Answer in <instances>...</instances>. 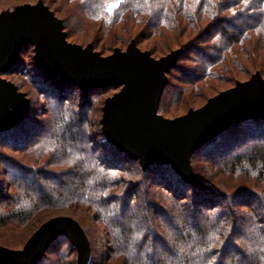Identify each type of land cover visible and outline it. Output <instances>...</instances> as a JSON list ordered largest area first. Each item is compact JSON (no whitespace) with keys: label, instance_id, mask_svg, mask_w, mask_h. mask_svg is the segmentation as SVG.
Returning <instances> with one entry per match:
<instances>
[{"label":"trees","instance_id":"trees-1","mask_svg":"<svg viewBox=\"0 0 264 264\" xmlns=\"http://www.w3.org/2000/svg\"><path fill=\"white\" fill-rule=\"evenodd\" d=\"M27 1L36 0H0V11ZM42 1L62 20L68 41L75 21L95 50L132 39L154 57L181 49L159 101L165 117L228 87L219 83L264 74V0H61L66 16ZM110 4L117 5L112 12ZM27 49L34 53L32 44L22 46L1 74L29 100L25 117L0 131L1 245L19 249L40 223L63 214L87 236V264H264V118H241L191 154L205 185L197 188L168 163L142 168L107 140L99 120L91 123L103 95L118 86L83 90L43 72L33 55L30 74L19 66ZM190 53L201 58L187 73L180 61ZM173 70L182 72L178 84ZM15 73L43 101L56 100L47 106L49 122L36 120L28 92L10 78ZM71 96L75 107L67 106ZM256 202L262 213H253ZM34 264H77L76 248L58 235Z\"/></svg>","mask_w":264,"mask_h":264},{"label":"water","instance_id":"water-1","mask_svg":"<svg viewBox=\"0 0 264 264\" xmlns=\"http://www.w3.org/2000/svg\"><path fill=\"white\" fill-rule=\"evenodd\" d=\"M28 43L33 45L36 65L48 75L83 90L118 86L102 106L101 130L107 140L142 168L168 163L197 187L205 185L193 172L191 154L241 118H264V78L258 71L197 108L175 117L163 116L158 106L166 74L181 49L154 57L132 39L125 49L116 47L104 55L91 43L69 42L62 20L37 0L0 11V131L20 122L29 109L25 93L1 76L16 64L22 46ZM58 235H66L76 248L77 264H87V236L76 219L63 214L40 223L19 249L0 244V264H34Z\"/></svg>","mask_w":264,"mask_h":264},{"label":"rangeland","instance_id":"rangeland-1","mask_svg":"<svg viewBox=\"0 0 264 264\" xmlns=\"http://www.w3.org/2000/svg\"><path fill=\"white\" fill-rule=\"evenodd\" d=\"M37 1V0H36ZM35 1V2H36ZM47 3H49L52 7H56V8H58L59 9V13H60V15L62 16V15H65L66 16V13H64L65 11H64V9L62 10L61 8L62 7H65L64 5H63V2H61V0H45ZM21 3H34V2H32V1H27V2H20V3H17V4H21ZM16 4V5H17ZM7 9H9V8H7ZM69 22H71L70 23V27L71 28H69L68 30H69V34L71 35V38L69 39V42H72V43H74L73 41H77V40H79V39H81V38H83V37H85V38H87L86 39V41H88V42H85V43H83L84 45L83 46H85L87 43H91L89 40H90V36L89 35H84V31L82 30V28L80 27V26H77V22H75V21H69ZM79 23V22H78ZM69 25V24H68ZM72 29V30H71ZM87 34H89V32L87 33ZM89 39V40H88ZM77 43V42H76ZM110 43V42H109ZM105 44V45H103V47H98L99 49L101 48V50H99V49H96L97 51H101L104 55H106V54H109V53H111V52H109L110 51V49H114V48H120V49H125L126 48V46L128 45V43L129 42H125V43H123V44ZM77 44H81L82 45V43H77ZM145 45L144 44H140L138 47L140 48V49H143V47H144ZM34 53L32 52V50L31 49H27V50H25L24 51V53H23V55L21 56V60H22V62H21V65L19 64V66H21V68H23L25 65L27 66V70L29 71L30 69H31V67H32V58H30L32 55H33ZM188 56V57H187ZM187 57V58H186ZM199 58H201L199 55L197 56V55H195V54H193V53H190V54H188V55H185L184 57H183V59H182V61H180V66H182L183 68V70L185 71V72H189V70L187 69V66L189 67V66H191V65H189V64H194L195 65V61H196V59L198 60ZM195 60V61H194ZM24 65V66H23ZM17 67L15 70H17V69H19L20 67ZM191 68V67H190ZM28 73H30L31 74V72L29 71ZM260 73V72H259ZM182 76V72H179V71H177V70H173L172 71V73H171V76H170V79H171V82L173 83V84H178L180 81H179V77H181ZM263 78H264V74H262L261 75ZM187 77V76H186ZM10 78L12 79V80H14V81H16L20 86H21V88L23 89V91H27L28 92V95H29V97L31 98V106H32V109L33 110H37V118H36V120H39L40 122L41 121H44L45 123L46 122H49V119H47V106H49V105H51L50 103L52 102V100L54 99L53 97V99L51 98L50 100H48V101H43V99H42V94H40L38 91H37V88L34 86V83H32V82H30L29 80H26V79H24V77L23 76H21V75H19L18 73L16 74H12V75H10ZM246 79V78H245ZM245 79H243V78H241V79H239L240 81L241 80H245ZM226 86H228V87H226ZM231 85H229V83H219V87L220 88H222V87H226V88H229ZM225 88V89H226ZM224 90V89H223ZM219 91H217L216 93H218ZM111 93V92H110ZM211 93V92H210ZM215 93V94H216ZM112 94V93H111ZM111 94H106V95H103V97L102 98H106V97H108V96H110ZM213 96V95H212ZM97 98H99V96L97 97ZM96 97H94V100H95V102H96V99H97ZM104 98V99H105ZM199 100V99H198ZM46 102V103H45ZM101 102H104V100L103 101H101ZM100 102V103H101ZM201 101H199V103H200ZM206 102V101H205ZM205 102H203L202 104H204ZM52 103H56V100L55 101H53ZM68 104H67V106H73V107H75L76 106V104L78 103V101L75 99V98H73V96H71L70 97V99H69V101L67 102ZM201 104V105H202ZM55 105V104H54ZM197 104H194V106H190L189 108H197V107H199V106H196ZM200 105V106H201ZM96 106H101V104H99V103H97V105ZM102 106H103V104H102ZM188 108V109H189ZM187 110H182L181 112H180V114L179 115H181V114H183V113H185ZM101 112H102V110L100 111V109L98 108L97 109V111H95V110H93L92 111V113L90 114V118H91V123H94V120H99L100 121V118H101ZM178 116V115H177ZM175 117V116H174ZM93 126H94V124H93ZM244 148V147H243ZM10 152V151H9ZM2 179V178H1ZM147 189H148V191L149 192H152V191H154V190H156L157 189V186H150V187H148L147 186ZM254 206H255V210H254V214H258V213H262L263 212V204H259L258 202H256V203H254ZM224 208V207H223ZM141 211H145V213H146V210H144V208L141 210ZM18 231V230H17ZM99 232H93V236H96L97 234H98ZM102 240V239H101ZM103 241V240H102Z\"/></svg>","mask_w":264,"mask_h":264},{"label":"snow or ice","instance_id":"snow-or-ice-1","mask_svg":"<svg viewBox=\"0 0 264 264\" xmlns=\"http://www.w3.org/2000/svg\"><path fill=\"white\" fill-rule=\"evenodd\" d=\"M116 7H117L116 4H110V5L107 7V11H108V12H112L113 9H115Z\"/></svg>","mask_w":264,"mask_h":264},{"label":"bare ground","instance_id":"bare-ground-1","mask_svg":"<svg viewBox=\"0 0 264 264\" xmlns=\"http://www.w3.org/2000/svg\"><path fill=\"white\" fill-rule=\"evenodd\" d=\"M195 186V185H194ZM198 188V187H197Z\"/></svg>","mask_w":264,"mask_h":264}]
</instances>
